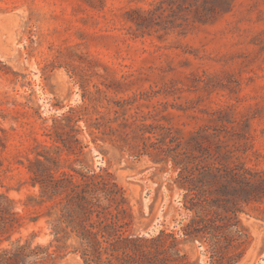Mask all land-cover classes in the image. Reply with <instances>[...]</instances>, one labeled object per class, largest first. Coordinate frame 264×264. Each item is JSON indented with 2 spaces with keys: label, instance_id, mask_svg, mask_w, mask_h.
<instances>
[{
  "label": "rangeland",
  "instance_id": "obj_1",
  "mask_svg": "<svg viewBox=\"0 0 264 264\" xmlns=\"http://www.w3.org/2000/svg\"><path fill=\"white\" fill-rule=\"evenodd\" d=\"M159 1L0 0V193L22 218L0 249L21 239L50 246L46 264H83L73 234L54 236L55 209L27 170L63 139L75 150L59 143V171L106 168L125 190L133 232L172 233L191 262L209 264L208 247L182 237L193 217L183 198L196 164L217 157H199L196 139L203 150L221 139V153L234 151L227 165L264 172V0H196V21L193 2H165L132 34L128 12ZM243 195H216L238 200L247 235L226 257L264 264V197Z\"/></svg>",
  "mask_w": 264,
  "mask_h": 264
},
{
  "label": "trees",
  "instance_id": "obj_2",
  "mask_svg": "<svg viewBox=\"0 0 264 264\" xmlns=\"http://www.w3.org/2000/svg\"><path fill=\"white\" fill-rule=\"evenodd\" d=\"M183 1L193 2L190 7L196 21V0ZM165 2L173 4V0H160L152 10L128 12L134 26L131 33L136 35L150 27L152 18ZM213 12L219 13L217 9H213ZM133 14L136 17H132ZM181 21L189 25L188 18L182 17ZM123 140L130 145L129 139ZM141 140L146 145L150 139L146 137ZM51 141L54 145L58 144L53 148L42 146L32 159H28L27 170L32 186L38 187L41 200L49 201L55 209L56 217L52 224L54 236L58 239L62 233L73 234L78 241L77 251L83 264H196L182 253L174 234L160 230L155 235H146L130 229L132 216L125 190L106 168H100L97 173L74 167H71V172L59 171L61 148L70 152L75 149L65 145L63 139ZM202 141L196 139L199 157H217L211 164H196V179L188 181L183 208L193 217L183 227L182 237L206 245L209 264H231L232 259L226 257L227 251L234 247L233 244L244 242L247 235L237 220L238 200L229 198L220 201L216 195L240 190L244 194L242 202L260 201L264 197V172L254 171L235 161L227 165L225 162L233 159L234 151L221 153L223 140H217L213 150L209 147V150H203ZM59 143L62 147H59ZM82 148L79 146L78 152ZM130 148L134 153L138 152V145H131ZM219 185L221 189L217 188ZM21 219L15 211L14 200L0 193V241L2 238L10 240L11 233L21 226ZM49 248L39 244L33 246L31 241L17 239L8 248L0 249V264L53 263L55 255Z\"/></svg>",
  "mask_w": 264,
  "mask_h": 264
}]
</instances>
